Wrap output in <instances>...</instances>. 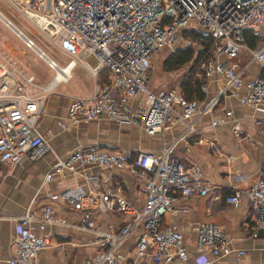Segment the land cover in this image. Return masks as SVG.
I'll return each instance as SVG.
<instances>
[{
    "label": "built area",
    "instance_id": "obj_1",
    "mask_svg": "<svg viewBox=\"0 0 264 264\" xmlns=\"http://www.w3.org/2000/svg\"><path fill=\"white\" fill-rule=\"evenodd\" d=\"M5 1L68 56L63 68L53 59L47 62L55 74L56 68L64 70L74 64L85 66L94 77L106 71L105 79L89 97L70 100L60 128L68 122L110 120L135 124L147 134L161 137L174 126L179 128L168 141L162 139L158 153L132 154L90 143L63 158L55 156L43 182L87 165L126 168L143 178V203L139 209H133L120 188H97V174H85L89 184L85 187L76 184L48 191L46 201L38 205L33 197L15 217L0 214V218L16 221L14 251L7 263L33 264L37 253L50 241L47 231L50 225L76 226L96 236L99 248L84 264H118L124 258L120 245L139 224L136 253L150 251L162 262L208 264L207 252L214 257L243 254L242 249H232L224 233L211 222L196 224V253H191L183 244L181 228L173 219L166 221L165 215L181 211L174 206L180 194L200 196L206 206L214 201L237 205L244 200L256 223L264 224V162L253 180L227 191L204 178L199 165L185 166L171 153L178 142L188 140L196 132L197 121L205 112L217 109L225 117H231L232 111L220 103L222 96H237L240 103L251 108L264 104V76L249 79L244 76L249 64L264 62V40L254 47L244 41L245 29L254 30L264 24V0ZM199 32L206 34L210 42L191 74L205 80L219 73L221 82L216 94L202 102L186 98L181 93V83L188 79L189 72L174 84L150 88V59L154 53L167 45L190 47L197 52L200 42L192 34ZM24 41L29 47L35 45L29 36ZM241 51L246 56L242 62ZM241 87L245 88L244 94H239ZM205 88L202 83L200 89ZM48 90L35 83L32 75L20 72L0 57V177L4 170L12 169L23 159L33 161L53 151L50 137L38 128L46 112ZM217 123L215 119L210 122L213 126ZM231 128L235 137L240 136L237 123ZM55 201L66 202L78 210L79 221L71 224L58 216L53 207ZM108 209L132 215L121 225L103 230L95 221L94 212Z\"/></svg>",
    "mask_w": 264,
    "mask_h": 264
},
{
    "label": "crops",
    "instance_id": "obj_2",
    "mask_svg": "<svg viewBox=\"0 0 264 264\" xmlns=\"http://www.w3.org/2000/svg\"><path fill=\"white\" fill-rule=\"evenodd\" d=\"M260 27L258 33L264 40V33L261 32L263 27ZM60 53L66 56L63 52ZM245 57L244 52L241 51L239 56L241 62ZM89 61L93 63V60ZM66 62H56V64L63 68ZM69 71L67 78L56 81L52 92L45 100L46 112L38 123L39 130L50 137L53 151L33 161L23 159L12 169L2 172L0 214L15 217L23 212L33 197L37 199L38 205L46 201L45 195L48 191H57L76 184L85 187L89 185L84 177L88 173L97 174L98 184H95L97 188L118 187L119 192L132 208L139 209L144 199L143 178L132 174L126 168L107 169L99 165H87L75 172L66 171L63 175L47 182L42 181L43 175L54 162L55 156L63 158L74 149L90 143H97L109 149H121L132 154L138 151L158 153L163 146L162 139L168 141L179 131L178 126H174L161 137L158 134H147L138 125L117 124L110 120L79 121L76 124L66 122V126L60 128L59 122L65 119L70 100L73 97H89L96 85L106 77V71L102 70L94 77L85 66L80 64L72 65ZM244 73L245 79L263 76L264 62L262 65L249 64ZM55 75L54 72L50 79L53 80ZM71 79L76 88L75 92H63L57 89L58 83L68 82ZM220 82L221 76L217 72L202 80L200 85L205 83L206 88L200 89L204 93L203 99L197 100L202 102L214 96ZM244 92L245 88L241 87L239 94ZM220 103L232 111L231 117H225L217 109L205 112L197 121L196 132L188 140L178 142L171 153L185 166L199 165L204 178L228 191L233 186H242L253 180L260 164L264 162V104L251 108L240 103L238 97L231 94L222 96ZM213 119L218 121L215 126L210 124ZM234 123L238 124L241 131L238 137L232 134L231 126ZM174 206L181 211L174 215L166 214L165 220H175L181 228L183 244L191 253H196L198 222L216 224L232 249L244 250L239 256L231 254L214 257L207 252L208 264L235 262L264 264V224L259 226L256 223L246 201L242 200L237 205L214 201L210 206H206L200 196L178 194ZM53 207L56 214L64 217L68 223L74 224L79 221L80 212L73 209L70 204L55 201ZM131 215L130 212L123 213L116 209L95 210L94 219L101 229L110 230L121 225ZM15 228L14 219L0 218V264H8L7 259L14 251ZM47 231L50 241L37 253L33 264H84L85 260L92 257L99 248L94 234L76 226L50 225ZM140 232L139 224L137 229L122 242L119 251L123 253L124 258L118 264H184L174 261L162 262L150 251L138 255L135 251V242Z\"/></svg>",
    "mask_w": 264,
    "mask_h": 264
},
{
    "label": "rangeland",
    "instance_id": "obj_3",
    "mask_svg": "<svg viewBox=\"0 0 264 264\" xmlns=\"http://www.w3.org/2000/svg\"><path fill=\"white\" fill-rule=\"evenodd\" d=\"M0 12L3 13L16 27H18L26 36H29L36 46L41 48L53 60L64 63L68 56H64L60 51L45 37L31 20L17 13L5 0H0ZM260 27V26H259ZM258 28L254 29L256 33ZM264 33V24L262 25ZM261 29V27H260ZM259 34V33H258ZM196 46V45H195ZM180 46H164L155 52L150 59V77L148 86L158 88L169 86L181 81L190 70V62H186L178 67L167 70L163 67L164 59L176 48ZM200 47L197 46L196 48ZM195 51V50H194ZM0 57L7 59L20 72L30 74L34 77L35 83L44 87L51 81L54 69L47 64V61L40 56L33 46L26 45L24 39L19 37L0 19ZM62 57V60H61ZM50 79V80H49ZM57 89L63 92H75L73 80L58 83ZM48 90L46 98L52 92ZM110 122V121H106ZM112 123V122H110ZM114 125V123H112ZM5 171V170H4Z\"/></svg>",
    "mask_w": 264,
    "mask_h": 264
},
{
    "label": "trees",
    "instance_id": "obj_4",
    "mask_svg": "<svg viewBox=\"0 0 264 264\" xmlns=\"http://www.w3.org/2000/svg\"><path fill=\"white\" fill-rule=\"evenodd\" d=\"M192 37L199 40L200 49H198L197 52H193L192 48L190 47L176 48L164 59L163 67L164 69L170 70L186 62H190V75L188 76V79L181 84V93L188 99H203L204 93L199 88L202 79L195 77L191 73L196 62L201 57L204 49L208 47L210 39L206 34L202 32L192 34ZM261 40H263V37L260 34L254 32L251 28L245 29L244 41L248 46L254 47ZM262 75L264 76V73Z\"/></svg>",
    "mask_w": 264,
    "mask_h": 264
},
{
    "label": "bare ground",
    "instance_id": "obj_5",
    "mask_svg": "<svg viewBox=\"0 0 264 264\" xmlns=\"http://www.w3.org/2000/svg\"><path fill=\"white\" fill-rule=\"evenodd\" d=\"M1 13V12H0ZM2 14V13H1ZM1 14H0V19L10 28V29H12L13 30V28L10 26V24H8L7 22H6V20H4L3 18H2V16H1ZM3 15V14H2ZM8 19V18H7ZM19 29V28H18ZM20 30V29H19ZM17 35H19V37H21V34H19L18 32H16L15 30H13ZM23 33V32H22ZM22 38V37H21ZM31 46H33V45H31ZM34 47V46H33ZM39 53V52H38ZM46 54V53H45ZM47 55V54H46ZM48 56V55H47ZM43 57V56H42ZM45 59V58H44ZM50 59H52V58H50L49 56H48V59H45L47 62H49V60ZM69 68H70V66H68V67H66V68H64V70H57V68H56V75L54 76V78H53V80H51L47 85H45V89H52L54 86H55V83H56V81H58V80H61V78H67V76L69 75V73H70V71H69Z\"/></svg>",
    "mask_w": 264,
    "mask_h": 264
},
{
    "label": "water",
    "instance_id": "obj_6",
    "mask_svg": "<svg viewBox=\"0 0 264 264\" xmlns=\"http://www.w3.org/2000/svg\"><path fill=\"white\" fill-rule=\"evenodd\" d=\"M1 14V13H0ZM1 16H2V18L4 19V20H6V22L8 23V24H10V26L13 28V30H15L16 32H18L19 34H21V37H22V39H26L27 38V36L24 34V33H22V31H20L9 19H7L5 16H3L2 14H1ZM34 49L37 51V52H39V54L41 55V56H43V58H45V59H48V56L38 47V46H36V45H34Z\"/></svg>",
    "mask_w": 264,
    "mask_h": 264
}]
</instances>
